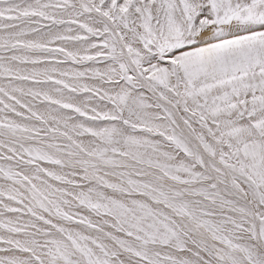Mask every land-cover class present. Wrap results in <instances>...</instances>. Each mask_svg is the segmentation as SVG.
Returning <instances> with one entry per match:
<instances>
[{
	"label": "snow or ice",
	"instance_id": "obj_1",
	"mask_svg": "<svg viewBox=\"0 0 264 264\" xmlns=\"http://www.w3.org/2000/svg\"><path fill=\"white\" fill-rule=\"evenodd\" d=\"M0 264H264V0H0Z\"/></svg>",
	"mask_w": 264,
	"mask_h": 264
}]
</instances>
